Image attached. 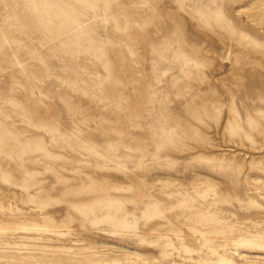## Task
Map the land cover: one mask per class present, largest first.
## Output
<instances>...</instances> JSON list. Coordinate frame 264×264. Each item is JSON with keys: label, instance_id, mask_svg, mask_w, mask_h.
I'll use <instances>...</instances> for the list:
<instances>
[{"label": "rangeland", "instance_id": "rangeland-1", "mask_svg": "<svg viewBox=\"0 0 264 264\" xmlns=\"http://www.w3.org/2000/svg\"><path fill=\"white\" fill-rule=\"evenodd\" d=\"M0 264H264V0H0Z\"/></svg>", "mask_w": 264, "mask_h": 264}]
</instances>
